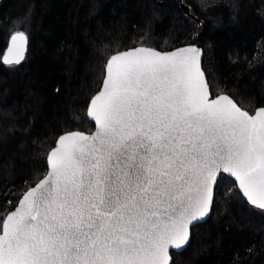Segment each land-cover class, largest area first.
<instances>
[{
    "label": "snow or ice",
    "instance_id": "1",
    "mask_svg": "<svg viewBox=\"0 0 264 264\" xmlns=\"http://www.w3.org/2000/svg\"><path fill=\"white\" fill-rule=\"evenodd\" d=\"M26 44L12 34L3 63ZM88 115L95 132L60 135L47 173L0 218V264H170L221 173L264 210V107L212 98L196 46L112 55Z\"/></svg>",
    "mask_w": 264,
    "mask_h": 264
},
{
    "label": "trees",
    "instance_id": "2",
    "mask_svg": "<svg viewBox=\"0 0 264 264\" xmlns=\"http://www.w3.org/2000/svg\"><path fill=\"white\" fill-rule=\"evenodd\" d=\"M183 2L205 25L199 42L212 94L225 92L250 113L264 106V0ZM14 31L27 34V53L4 64ZM196 32L178 0H1L0 218L45 174L60 134L93 128L86 108L110 54L172 49ZM233 182L216 184L210 215L171 264H264V210L231 192Z\"/></svg>",
    "mask_w": 264,
    "mask_h": 264
},
{
    "label": "water",
    "instance_id": "3",
    "mask_svg": "<svg viewBox=\"0 0 264 264\" xmlns=\"http://www.w3.org/2000/svg\"><path fill=\"white\" fill-rule=\"evenodd\" d=\"M178 2H179L180 7L182 8L183 12H184L186 15H188L190 18H192L193 20H195V21L197 22V32H196V37H195L194 42H192V43H188V44H184V45H180V46L174 47V48H172V49H168V50H160V49H157V48H155V47L144 46V45H137V46L130 47V48H127V49H124V50H120V51H117V52L127 51V50H130V49L135 48V47H150V48H153V49H155V50H157V51H172V50H175L176 48H179V47H185V46H189V45H191V46H196L197 48H199V49L201 50V68H202V71L204 72L203 67H202L203 48H202V46H201V44H200V42H199V38L201 37V35H202L203 31H204V28H205L204 22H203L201 19H199L198 17H196L194 14L191 13L189 6H188L186 3H184L183 0H178ZM15 32H16V31H14L13 33L10 34V36H9V38H8V42H7L6 48H5L4 52H3V54L6 52L8 46H9L11 35L14 34ZM24 33H25V32H24ZM25 34H26V33H25ZM26 36H27V34H26ZM27 48H28V36H27V44H26V46H25L24 58H25L26 53H27ZM117 52H114V53H112V54H110V55L108 56V58H107V60H106V62H105V66H104V75H103V78H102V81H101L100 87H99V89H98V90H97V91L91 96V98L89 99V102H88L87 108H86V116H87L88 120L93 124V128H92L90 131H88V132H86V131H82V130H71V131H82V132H85L86 134H89V135L92 134L93 132H95V121H94V118H92V117H90V116L88 115V108H89V106H90V102H91L92 97L95 96V95H96V94L102 89V86H103V80H104V78L106 77V64H107L108 59H110V57H111L112 55L116 54ZM3 54H2V56H1V61H2V62H3ZM23 60H24V59H23ZM23 60H22V61H23ZM22 61H21V62H22ZM204 73H205V72H204ZM205 78H206V75H205ZM206 82L208 83L207 78H206ZM208 85H209V84H208ZM209 87H210V86H209ZM211 93H212V92H211ZM220 94H226V95H229V94H227V93H225V92H220V93L215 94V95L212 94V98H215L216 95H220ZM229 96H230V95H229ZM230 98H232V97L230 96ZM232 99H233V98H232ZM233 100H234V99H233ZM234 102L239 106V104H238L235 100H234ZM239 107H240V106H239ZM260 107H264V106H260ZM260 107H257V108L254 110V112H252V113L249 112V113H250V114H255V111H256L258 108H260ZM241 108H242V107H241ZM242 109H243V108H242ZM243 110H246V109H243ZM246 111H247V110H246ZM66 132H69V131H66ZM66 132H64V133H62V134H60V135H63V134H65ZM60 135H59V136H60ZM59 136L56 138L53 147H51V148L49 149L48 153L51 151L52 148H54V147L56 146V141L58 140ZM48 153H47V155H48ZM47 155H46V165H47V169H46L45 174H46L47 171H48ZM45 174H44V175H45ZM221 174H222V173H221ZM221 174H220V175H221ZM224 174H225L227 177L231 178L233 181H235V178H234V177H230L229 174H226V173H224ZM44 175H43V176H44ZM43 176H42L41 178H43ZM39 179H40V178H39ZM36 182H38V180H37ZM36 182H35V183H36ZM35 183H34L33 185H31V186H35ZM215 186H216V185H215ZM215 186H214V191H215ZM236 186H237V188H238V184H237ZM26 190H27V189H26ZM26 190H25V191H26ZM240 194H241V196H242V193H240ZM21 196H22V194L20 195L19 199L21 198ZM242 197H243V196H242ZM243 198H244V197H243ZM19 199L17 200V202H16V204H15L14 206H16V205L18 204ZM244 200L247 201L246 198H244ZM247 202H248V201H247ZM248 203L251 204L250 202H248ZM251 205H252V204H251ZM253 206H254V205H253ZM254 207H256V206H254ZM211 209H212V206H211V208H210L209 213L206 214L205 217L201 218V219L198 220V221H194V222L189 226V240H188L184 245H182L180 249H176L175 247H170V249H169L170 264H171V262H172L171 252H172V251L179 252V251L183 250V249L188 245V243H189V241H190V238H191V228H192V226L195 225V224H198V223L204 222V221L208 218V216L210 215V213H211ZM13 210H14V207H13L11 210H9V211H13ZM9 211H8V212H9ZM8 212H7V213H8ZM7 213H6V214H7ZM6 214H5V215H6Z\"/></svg>",
    "mask_w": 264,
    "mask_h": 264
},
{
    "label": "rangeland",
    "instance_id": "4",
    "mask_svg": "<svg viewBox=\"0 0 264 264\" xmlns=\"http://www.w3.org/2000/svg\"><path fill=\"white\" fill-rule=\"evenodd\" d=\"M1 1V0H0ZM216 92H218V91H216Z\"/></svg>",
    "mask_w": 264,
    "mask_h": 264
}]
</instances>
